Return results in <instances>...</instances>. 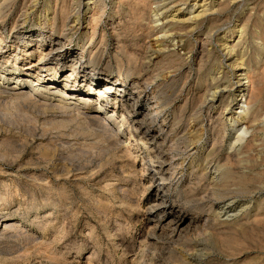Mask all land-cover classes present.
Here are the masks:
<instances>
[{
    "label": "rangeland",
    "instance_id": "1",
    "mask_svg": "<svg viewBox=\"0 0 264 264\" xmlns=\"http://www.w3.org/2000/svg\"><path fill=\"white\" fill-rule=\"evenodd\" d=\"M197 1L192 7L193 0H151V16L135 21L128 13L133 0H102L94 24L82 14L79 24H71L65 15L77 9L75 0H38L15 28L20 6L7 4L0 44V264H264V0ZM79 2L84 10L87 0ZM65 20L69 25L59 32ZM40 32L56 34L63 43L54 42L38 66L42 75L52 74L55 85L69 80L68 89L84 101L78 94L88 88L83 76L90 78L91 106H100L95 96L103 81H95L122 85L100 94L104 113L112 114L108 125L91 119L93 111L84 104L79 113H63L7 101L15 74L26 86L34 80L23 70L41 54L28 42L34 35L40 44L46 35ZM234 59L246 64L231 68ZM139 64L152 75L147 95L155 103L142 125L156 138L145 144L135 131L127 153V135L113 130L121 120V100L131 91L127 77ZM246 66L256 69L254 79L263 87L260 104L243 96V121L233 126L236 73ZM48 81L42 85L46 94ZM221 89V101H206L202 109L203 99ZM149 107L141 101L135 112ZM158 145L176 163L177 178L163 205L157 204L158 181L151 184L149 177ZM244 175L248 180L240 183Z\"/></svg>",
    "mask_w": 264,
    "mask_h": 264
},
{
    "label": "bare ground",
    "instance_id": "2",
    "mask_svg": "<svg viewBox=\"0 0 264 264\" xmlns=\"http://www.w3.org/2000/svg\"><path fill=\"white\" fill-rule=\"evenodd\" d=\"M37 1L38 0H0V44L3 42V33L6 29V25L4 23V18L3 17H6L8 13L5 12L6 8H7V4L9 5L10 4V8L14 7V8H18V6H20V12L18 13V16L16 17V19L13 21L12 23V28H15V26L23 21L24 19H26L27 17V14L29 13L28 10L31 8V9H34L38 4H37ZM80 1V0H79ZM78 0H75V3L77 4L76 5V10L73 11V14H70L72 12H69L70 15H65V19L68 20V23H71V24H79L80 22V18L82 17V15L85 17V19L87 21H89L91 24H94L96 21L95 20H99V16L97 15L99 12H102L103 9H104V6L102 5V0H87V2L82 6L84 7L85 9L81 10V7H80V2ZM91 1V3H90ZM118 1V0H117ZM120 1V0H119ZM123 1V0H121ZM181 1V0H180ZM186 1V0H185ZM205 1V0H203ZM127 2V1H126ZM156 2V1H155ZM160 2V1H159ZM162 2V1H161ZM197 0H193V4L190 5L192 7H195V5L197 4ZM212 2V1H211ZM74 3V2H73ZM151 0H133V2L131 4H127L128 5V13L130 12L132 15H133V19L135 21H139V20H143V18H146V13H147V9L148 8H151ZM57 4V2H56ZM94 4L95 6L93 7H90V5ZM116 4V3H115ZM174 4V3H173ZM126 5V6H127ZM180 5V4H179ZM221 5V3L219 4ZM79 6V7H78ZM159 6V5H158ZM223 6V5H222ZM56 7V5H55ZM54 7V8H55ZM116 7H118V5H116ZM8 7L7 10L10 9ZM164 8V7H163ZM74 9V8H73ZM181 8H177L176 11H179ZM12 10V9H11ZM63 10V9H62ZM116 10V9H115ZM64 11V10H63ZM5 12V13H4ZM56 12V11H55ZM5 14V15H4ZM82 14V15H81ZM88 14V15H87ZM149 14V13H148ZM157 13H155L156 15ZM101 15V14H100ZM131 15V16H132ZM178 15V14H177ZM176 15V13L172 14V18H176L178 17ZM151 16V15H150ZM148 16V17H150ZM98 18V19H97ZM131 18V17H130ZM171 18V17H170ZM66 20L64 21V23L62 24V27L59 29L61 31H65V28L67 27L66 25L68 23H66ZM159 20V19H158ZM152 22H155L156 20H151ZM179 21V20H178ZM88 22V23H89ZM89 23V25L91 26V24ZM75 24V25H76ZM69 25V24H68ZM66 26V27H65ZM69 27H73V25L69 26ZM112 27V26H111ZM164 27V26H163ZM93 28V29H92ZM94 30V26L92 27L91 26V35L94 34L93 32ZM239 30V29H238ZM238 30L236 31H233L231 33H225L222 37H231L232 35L231 34H234L236 33ZM86 31V29H85ZM85 31L82 32L85 33ZM264 32V31H262ZM42 33H46V32H40V34ZM258 35V33H256ZM56 34H51V33H46V35L42 38V41H40L41 43H35L33 42L34 39V35H31L29 36V41L30 43H32V47H35L38 49V51L40 52L41 51V54L39 56V58L37 59V61H33L31 62L27 69L23 70V72L25 73V76L26 77H31L30 74H32L34 76V80H32L31 84L27 85L26 84L24 85V81L23 79L19 76V74H15L12 78H13V85H15L13 87L14 92L11 93V95L8 97L7 101H10L14 104H20V103H23L25 101H29V103H34L35 105H39L41 107H44V109H60L63 113H71L72 111L74 110H77V112L79 113L78 110H80V108H82L80 105L81 104H84L85 107H87V109L90 108V111L92 110L93 112H91L89 115L91 117V119H95L97 120V122L101 124H104L103 126L105 125H108L105 120H109V118L112 117V114H109V115H106L103 111V104L105 105V103L100 99V94L102 93H105V95L109 94V93H112V91L116 90L114 87L115 86H122V85H117V82H115L114 80H109V79H100L99 81H95V83H100V81L102 82L103 81V84H102V87L100 88V92L98 93L99 95L98 96H95V99L99 101V105L100 106H91L92 102H90V89H92V83H91V79L89 78L88 80H86L83 76V81H88V88L83 92V93H80L78 95H84L83 97H86L84 98L82 101L81 99H78V97H76V94H75V91H70L68 89L69 87V80L64 83V84H61V85H55V82L52 80V74H43L42 75V72H41V69L38 68L39 65L42 64V59H44L48 52L51 51V45L54 43V42H58V47H63V43H61V41L59 40V38H57L55 36ZM256 35V36H257ZM264 35V34H263ZM262 35V36H263ZM227 36V37H226ZM260 36V35H259ZM241 36L239 35L238 38H240ZM264 37V36H263ZM260 38V37H259ZM264 39V38H263ZM141 40V39H140ZM143 40V39H142ZM203 41V40H202ZM208 41V40H206ZM205 41V42H206ZM144 42V41H142ZM204 42V41H203ZM204 42V43H205ZM226 42V40H225ZM263 42V41H262ZM202 43L201 44V48H202V52L205 51V44ZM141 44V43H140ZM147 44V43H146ZM194 45V44H193ZM200 45V44H199ZM144 46V45H143ZM229 46V45H228ZM227 45L224 46V49H227L226 51V54L228 55H231V53L233 52L232 51V48L231 47H228ZM140 47V45H139ZM187 47V46H186ZM57 49V48H56ZM142 49V48H141ZM145 49V48H144ZM58 50V49H57ZM139 52V51H138ZM141 52V50H140ZM139 52V53H140ZM259 52V50L257 51ZM142 53V52H141ZM52 54V53H51ZM259 54V53H258ZM256 54V55H258ZM56 55V54H55ZM137 55V54H136ZM140 55V54H139ZM155 55V54H154ZM204 55V53H203ZM260 55V54H259ZM57 56V55H56ZM226 56V55H225ZM144 57V56H143ZM230 57V56H229ZM227 58V57H226ZM233 58V56L231 57ZM259 58V57H258ZM66 59V57L64 58ZM63 59V60H64ZM152 60V58H150ZM257 59V58H256ZM261 59V58H259ZM258 59V60H259ZM150 60V61H151ZM262 60V59H261ZM251 61V60H250ZM137 62V61H136ZM255 62V61H254ZM258 62V61H257ZM264 62V61H263ZM262 62V63H263ZM156 63V62H155ZM232 64H230V67H235L236 65H242L243 64H246V60L244 61L240 59V64L237 63V59H234L232 60L231 62ZM259 63V62H258ZM252 65V64H251ZM263 65V64H262ZM228 66V65H227ZM144 67V66H143ZM231 67V68H232ZM237 67V66H236ZM245 67V66H244ZM248 67V66H246ZM38 68V69H37ZM253 68V67H252ZM260 68V67H259ZM258 69V68H257ZM261 69V68H260ZM147 70V69H146ZM157 70V69H156ZM133 72V74H138L137 76L136 75H129L131 77H127V86L130 87L131 91L129 92L128 94V97L121 100L122 103H121V120L119 121V125L116 126L114 128V132H115V135L117 136H120V137H123V136H126L127 135V144H125L123 147H124V151H126L127 153L130 152V146L132 145V141H136V133L139 131V134L141 135L139 138H137L138 140H141L142 143H147L148 141V137L152 136L153 139L156 138V135L155 133L153 132L152 129L150 128H147V127H144L142 124V121L144 120V118L146 116H150L151 113L155 110L154 108V101L152 100L151 97H149L147 95L148 91H147V88H148V79H151L152 78V75L150 74L149 76L147 75V71H145L141 66L140 64L138 66H133L131 68V70ZM235 71V70H234ZM238 71V70H237ZM253 72L252 70H250V67L248 68H245L243 70H241L239 73H236L237 74V82H239L240 84H238L236 86V89H237V92H238V96H237V102H235L234 104L237 105V107H235V111L234 113L232 114L231 116V120L233 121V126H238V125H241L242 123V118H243V115H244V110L242 109L244 106L241 104L242 102V97L244 96V99L245 100H248V102L253 105V106H256L258 104H260V94L262 92V89L263 87L262 84L264 85V68L261 72V86H258V82H256V79H254V76H253ZM255 72H256V69H255ZM254 72V73H255ZM258 72V71H257ZM210 73V72H209ZM256 75V74H255ZM260 75V74H259ZM50 78H49V77ZM148 76V78H147ZM1 77H3V74H1ZM256 77V76H255ZM11 78V77H10ZM2 79V78H1ZM30 79V78H29ZM246 80L244 82H242L243 80ZM47 80H50L48 81L47 83V88H49V93L46 94L45 92V89L43 88V83ZM90 80V81H89ZM214 80V79H213ZM30 81V80H29ZM150 81V80H149ZM211 81V80H210ZM1 83V82H0ZM59 84V83H58ZM214 84H217L215 86L218 87V85L220 86V84L218 83V80H214ZM216 87V88H217ZM208 88V87H207ZM223 89V88H222ZM217 90V91H214L210 94V98H207V97H203V103L201 106V108L203 106H205V102L207 101V104L206 106H211L213 105L215 102H220L221 99H222V96H223V93L225 92V90ZM3 90V89H2ZM1 90V87H0V94L3 92ZM79 92L82 91L81 89H78ZM118 91H120L119 89H117ZM122 90H127L126 88H123L121 89ZM207 90V89H206ZM16 91V92H15ZM77 91V90H76ZM129 91V90H128ZM209 91V90H208ZM211 91V90H210ZM117 92V91H116ZM207 94V92H206ZM43 95V96H42ZM7 97V96H6ZM94 97V96H93ZM239 97V98H238ZM81 98V97H80ZM158 99V98H157ZM243 99V100H244ZM262 99V98H261ZM81 100V101H80ZM92 101V100H91ZM141 101H146V103L148 104V106H150L148 109H145L143 110V113L140 114V113H136V106L141 102ZM161 101V100H160ZM91 104H90V103ZM28 103V104H29ZM84 107V106H83ZM84 107V108H85ZM200 108V109H201ZM203 109V108H202ZM81 111V110H80ZM83 111V110H82ZM87 111V110H86ZM77 113V114H78ZM87 113V112H86ZM112 113V112H111ZM98 114H101L103 115L104 117L101 118L100 116H98ZM82 115V114H81ZM84 115V113H83ZM130 116H132V119L129 120ZM89 118V117H88ZM208 118V117H207ZM100 119H101V122H100ZM213 119V118H212ZM90 120V119H89ZM250 122L252 121H255L256 120V113H253L250 118L248 119ZM211 118L208 119V124L210 125V122H211ZM96 122V123H97ZM117 122V121H116ZM214 122V121H212ZM111 124V123H110ZM145 124V123H144ZM213 124V123H212ZM150 125V124H148ZM102 126V125H101ZM102 126V127H103ZM212 126V125H211ZM149 127V126H148ZM112 128V127H111ZM132 128V131H130V129ZM206 129V128H205ZM211 130V129H210ZM135 131H137L135 133ZM212 132V131H211ZM243 132V130H242ZM163 133V132H162ZM214 133V132H213ZM166 134V133H165ZM160 136V135H159ZM167 136V135H166ZM241 133L238 134L236 136V140H239L241 138ZM162 137V136H161ZM163 139V137H162ZM217 139V138H216ZM165 140V139H164ZM219 140V139H217ZM161 141V140H160ZM159 142V141H158ZM216 142V140H215ZM221 142V141H220ZM152 143V142H151ZM217 143V142H216ZM162 144V143H161ZM136 147H140V145L137 143L135 144ZM251 146L250 143L247 144L246 147H249ZM156 147V145H155ZM154 148V146H153ZM163 149H165L163 147ZM166 150V149H165ZM165 150H162L161 149V145L157 146L156 149H153L152 152L156 151L158 152V158L159 160L157 161L156 160V165H152L153 161L150 162V166H151V170L149 171V174H150V178H151V184L152 182L154 181V183H156L158 181V183H156L155 186V190H156V197L158 198V205H163V204H167L168 203V198H167V195H166V191H167V188L168 186L177 178L176 177V174H175V169H176V163L174 164L173 162V159L170 157L168 158L167 156V153ZM150 151V150H148ZM178 151V150H177ZM125 153V152H124ZM187 153V152H186ZM189 153V152H188ZM171 154V153H170ZM232 156V155H230ZM229 156V157H230ZM157 157V156H156ZM155 158H153L154 160ZM144 160V159H143ZM231 161V160H229ZM239 161V160H238ZM134 162V161H133ZM227 164V163H226ZM149 165V163H148ZM145 166V165H144ZM146 170H148V166L146 167ZM254 170V169H253ZM184 171V170H183ZM252 176V175H251ZM179 179V178H178ZM177 179V180H178ZM230 177H228L227 180H229ZM248 180L247 177L244 176H241L239 178V182L241 183L242 181H246ZM227 182V181H226ZM253 182V181H252ZM251 182V183H252ZM167 206V205H166ZM13 223V222H12ZM8 225H10L8 223ZM6 225V226H8ZM14 226V225H13ZM12 227V225H11ZM180 233V232H179Z\"/></svg>",
    "mask_w": 264,
    "mask_h": 264
}]
</instances>
